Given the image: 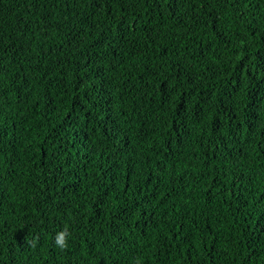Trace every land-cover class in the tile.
I'll use <instances>...</instances> for the list:
<instances>
[{"label": "trees", "instance_id": "1", "mask_svg": "<svg viewBox=\"0 0 264 264\" xmlns=\"http://www.w3.org/2000/svg\"><path fill=\"white\" fill-rule=\"evenodd\" d=\"M261 54L264 0H0V264H264Z\"/></svg>", "mask_w": 264, "mask_h": 264}, {"label": "clouds", "instance_id": "2", "mask_svg": "<svg viewBox=\"0 0 264 264\" xmlns=\"http://www.w3.org/2000/svg\"><path fill=\"white\" fill-rule=\"evenodd\" d=\"M55 243L58 247L64 248L67 246V232L66 231H60L57 233L55 238Z\"/></svg>", "mask_w": 264, "mask_h": 264}, {"label": "snow or ice", "instance_id": "3", "mask_svg": "<svg viewBox=\"0 0 264 264\" xmlns=\"http://www.w3.org/2000/svg\"><path fill=\"white\" fill-rule=\"evenodd\" d=\"M259 65L260 67L264 68V54L259 56Z\"/></svg>", "mask_w": 264, "mask_h": 264}]
</instances>
